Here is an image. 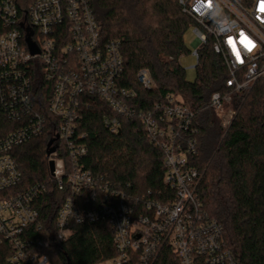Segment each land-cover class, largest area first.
Listing matches in <instances>:
<instances>
[{
    "label": "built area",
    "instance_id": "2783aa9c",
    "mask_svg": "<svg viewBox=\"0 0 264 264\" xmlns=\"http://www.w3.org/2000/svg\"><path fill=\"white\" fill-rule=\"evenodd\" d=\"M178 4L194 22L197 62L198 50L210 40L225 66V91L213 93L209 107L226 130L235 116L233 96L264 80V0ZM123 74L120 42H103L90 0H0V248L9 250L8 264H50L39 251L47 248V238L36 236L42 230L35 204L46 188L21 190L13 157L16 147L47 130L54 148L47 156V167L53 164L49 178L66 193L53 242L66 241L72 225L105 223L117 255L97 264H156L165 252L177 264H238L220 224L197 195L204 173L190 164L194 112L172 95L138 111L132 105L135 91L121 86ZM136 81L154 88L144 69ZM41 93L48 94L45 106ZM94 98L107 109L102 124L111 134L120 133L123 119L142 122L163 153L164 190L130 196L121 185L84 169L88 148L80 124Z\"/></svg>",
    "mask_w": 264,
    "mask_h": 264
},
{
    "label": "trees",
    "instance_id": "16d2710c",
    "mask_svg": "<svg viewBox=\"0 0 264 264\" xmlns=\"http://www.w3.org/2000/svg\"><path fill=\"white\" fill-rule=\"evenodd\" d=\"M90 3L103 42H120L124 64L121 86L137 94L133 107L145 112L172 95L194 112L195 152L190 164L204 173L197 188L199 201L220 224L238 264H264V80H258L249 92L233 96L235 116L224 131L209 100L213 93L225 91V66L208 40L198 50L195 80H186L178 60L187 52L184 35L194 22L178 0ZM142 69L154 83L152 90L137 84L136 74ZM47 98V93H41L44 106ZM90 101L92 109L84 112L80 124L88 148L84 169L121 185L130 196L164 190L163 153L151 143L142 122L123 119L120 133L111 134L102 124L105 105L95 98ZM50 140L47 130L13 151L22 174L21 190L46 188L35 204L39 213L36 224L43 231L36 236L47 238L48 243L39 251L50 264H97L115 257L111 230L105 223L72 225L66 241L53 242L55 217L66 193L49 178L46 151ZM61 157L66 159L63 154ZM9 256L7 248H0V264H8ZM156 264L177 261L165 252Z\"/></svg>",
    "mask_w": 264,
    "mask_h": 264
},
{
    "label": "rangeland",
    "instance_id": "374dc122",
    "mask_svg": "<svg viewBox=\"0 0 264 264\" xmlns=\"http://www.w3.org/2000/svg\"><path fill=\"white\" fill-rule=\"evenodd\" d=\"M184 42H185V48L186 53L182 54L179 58V64L182 69L185 70V78L188 82H192L196 78V69L195 66L197 64L196 58L192 55V51L194 50V42H195V36L193 34L192 27L189 28L185 35H184ZM222 121H220V124ZM224 131H227V129H223Z\"/></svg>",
    "mask_w": 264,
    "mask_h": 264
},
{
    "label": "water",
    "instance_id": "95a60500",
    "mask_svg": "<svg viewBox=\"0 0 264 264\" xmlns=\"http://www.w3.org/2000/svg\"><path fill=\"white\" fill-rule=\"evenodd\" d=\"M30 35L31 34H28L27 35L26 42H27V45H28L31 53L34 54L36 52V49H35L34 45L30 42V39H29ZM51 143H52V141H50L48 143V146H47V151H46V155L47 156H49L54 151V148H51L50 147ZM48 166H49L48 167L49 168V172L52 173V171H53V164H52V162H49Z\"/></svg>",
    "mask_w": 264,
    "mask_h": 264
},
{
    "label": "snow or ice",
    "instance_id": "6c2138e0",
    "mask_svg": "<svg viewBox=\"0 0 264 264\" xmlns=\"http://www.w3.org/2000/svg\"><path fill=\"white\" fill-rule=\"evenodd\" d=\"M262 10H264V9H262Z\"/></svg>",
    "mask_w": 264,
    "mask_h": 264
}]
</instances>
